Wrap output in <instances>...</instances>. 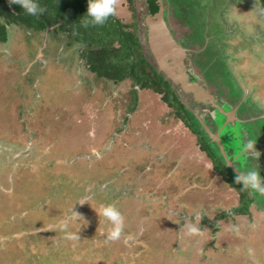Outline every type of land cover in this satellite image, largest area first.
<instances>
[{
	"label": "rangeland",
	"instance_id": "obj_1",
	"mask_svg": "<svg viewBox=\"0 0 264 264\" xmlns=\"http://www.w3.org/2000/svg\"><path fill=\"white\" fill-rule=\"evenodd\" d=\"M244 2L164 0L199 82L225 111L241 101L223 150L204 128L226 126L220 109L204 111L174 84L183 106L132 79L98 77L82 39L8 26L0 42V264H264V204L242 202L235 176L236 187L213 164L264 176V158L242 153L248 139L264 152L256 146H264V7L238 8ZM134 6L117 0L111 20L133 23ZM107 204L125 219L119 242L107 239L111 225L97 213ZM186 222L197 232L188 234Z\"/></svg>",
	"mask_w": 264,
	"mask_h": 264
},
{
	"label": "trees",
	"instance_id": "obj_2",
	"mask_svg": "<svg viewBox=\"0 0 264 264\" xmlns=\"http://www.w3.org/2000/svg\"><path fill=\"white\" fill-rule=\"evenodd\" d=\"M129 2L135 4L133 8L131 7L133 18L135 16L132 25L114 22L110 17L103 25L93 26L89 24L85 27L84 22H86L87 17L84 16L87 13L88 0H37L39 6L45 9L44 13L38 16L28 15L19 4L10 3V0H0V19L6 22V24L0 23V42L6 43L8 41L9 32L7 28L9 25L24 27L35 35L52 28V32H62L66 38L75 39L76 42L78 39L86 41L85 45L89 46L90 49H87L84 57L87 58L91 71L98 77L108 78L115 82L132 79L142 90L149 89L162 95L166 102L172 98L180 106H183L181 99L173 91L172 82L158 70L148 44L142 42L138 36L139 32L142 33L145 30L142 27L143 15H155L159 11L160 7L157 0H129ZM140 4L144 5L145 13L140 14L138 8ZM188 4L189 9L193 11V4L189 2ZM145 45L148 48L149 57L153 60L152 62L145 55ZM112 69L116 70L115 74L109 72ZM178 117L182 121L186 120L182 114ZM205 135L208 134L205 132ZM203 146L207 150L209 149L208 145ZM208 152L213 157V153L211 154L210 150ZM214 162V168L218 171L229 170L232 173L231 176H228L229 178L227 175L225 176L227 181L236 187L231 178L237 174L226 166L219 165L216 159ZM239 185L242 188V185ZM241 195L242 202L247 199L245 203L255 201L258 204H264V197L259 194L255 197V194L251 195L250 191L243 190ZM243 210L241 209L240 212Z\"/></svg>",
	"mask_w": 264,
	"mask_h": 264
},
{
	"label": "water",
	"instance_id": "obj_3",
	"mask_svg": "<svg viewBox=\"0 0 264 264\" xmlns=\"http://www.w3.org/2000/svg\"><path fill=\"white\" fill-rule=\"evenodd\" d=\"M157 2L160 7L159 11L155 15H146L144 18L146 43L148 44L149 50L157 64L158 70L163 73L172 84L179 87L186 95H190L193 101L198 104L199 108L208 112H211L210 109L212 108L220 109L228 118L227 123L225 122L226 126L221 128L217 134L212 133L211 130L204 125L205 131L213 140L220 144V147L223 150V147L221 146V135L224 134V130L229 124H233L234 126L232 128H235V130L237 129V112L235 109L232 111H225L223 107V104L225 103L214 95L206 85L199 82V80H201L200 77L196 75L191 64L189 66L186 63L188 50L184 48L181 40L174 37L172 30L165 19L167 10L164 7V0H157ZM216 118L218 117L215 116L214 119L217 120ZM227 130H229V128ZM233 130L234 129H232V131ZM236 134L239 138V134ZM223 154L226 157L229 166H233L225 151Z\"/></svg>",
	"mask_w": 264,
	"mask_h": 264
},
{
	"label": "clouds",
	"instance_id": "obj_4",
	"mask_svg": "<svg viewBox=\"0 0 264 264\" xmlns=\"http://www.w3.org/2000/svg\"><path fill=\"white\" fill-rule=\"evenodd\" d=\"M10 3L19 4L21 8L31 16L41 15L45 11L44 8L39 6L37 0H10ZM116 3L117 0H88L87 13L84 16L87 17V20L84 22V26L87 27L89 24L93 26L105 24L110 17L116 15ZM255 142L256 141L252 139L246 140L242 148V153L252 156L256 153H260L255 147ZM235 182L242 185L241 190H248L264 197V176H262L260 172L254 169H250L246 172L239 170L238 174L235 176ZM97 213L99 216H103L111 225L110 231L107 234V239L112 242L121 241L125 236V219L118 208L113 204L102 205ZM199 218V215H197L196 219ZM68 227L69 221L65 220L61 224L60 229L61 231L67 232ZM183 227L187 230L188 234L197 232V228L193 224L186 222ZM66 238L76 239L77 237L68 235ZM249 254H252L251 249H249Z\"/></svg>",
	"mask_w": 264,
	"mask_h": 264
},
{
	"label": "flooded vegetation",
	"instance_id": "obj_5",
	"mask_svg": "<svg viewBox=\"0 0 264 264\" xmlns=\"http://www.w3.org/2000/svg\"><path fill=\"white\" fill-rule=\"evenodd\" d=\"M250 4H253V5H256L257 7L258 6H262V7H264V0H245V2L243 3V4H241V5H239L238 6V8H243L244 6H246V8H244V9H248L247 8V6H249ZM242 5H244V6H242ZM250 7V6H249ZM251 8V7H250ZM249 8V9H250ZM235 9V8H234ZM154 59V58H153ZM203 84V83H202ZM204 85V84H203ZM182 101V100H181ZM182 103H183V101H182ZM240 103H241V101H240ZM240 103H239V106L237 107V110H236V112H237V117L239 118V113H240ZM185 104V103H184ZM193 104H196L194 101H193ZM186 106H189V105H187V104H185ZM185 106V107H186ZM192 114H194V113H192ZM242 120H244V117H242ZM246 121H250V120H246ZM213 125L215 126V124L213 123ZM216 127V126H215ZM215 133H216V131H215ZM217 134V133H216ZM216 143V142H215ZM257 147H259V146H261V149H262V151H264V146H263V144L262 143H260V144H258V145H256ZM251 157H252V159H254V160H261L262 158H264V152H260V153H258V155L257 154H255L254 156H252V155H250ZM248 157H249V155H248ZM255 194V193H254Z\"/></svg>",
	"mask_w": 264,
	"mask_h": 264
}]
</instances>
